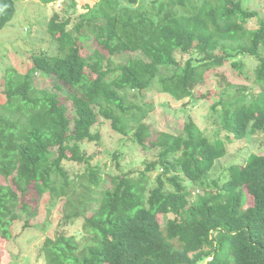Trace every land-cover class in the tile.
<instances>
[{"label": "trees", "instance_id": "16d2710c", "mask_svg": "<svg viewBox=\"0 0 264 264\" xmlns=\"http://www.w3.org/2000/svg\"><path fill=\"white\" fill-rule=\"evenodd\" d=\"M137 1L101 0L78 15L55 14L48 30L58 53L33 54L23 72L6 73V101L0 103L1 233L11 239L18 222L25 218L29 225L61 199L68 218H83L92 241L81 247L74 235L48 237L43 251L49 264H204L208 259L207 264H264V153L231 167L230 179L214 182L216 192L193 201L184 179L210 187L208 175L227 154L223 141L208 138L194 120L180 132L159 131L141 119L132 129L127 119L140 108L126 97L128 91L155 88L178 101L195 97L208 72L226 62L239 69L237 56H257L255 80L262 91L250 104L225 108L223 125L239 139L250 128L264 132V19L240 0H176L182 13L174 0L134 7ZM16 14V0H0V31ZM259 18V28L246 27ZM39 72L52 78L50 88L39 87ZM215 73L227 90L232 83ZM101 116L117 132L133 133L135 143L157 151L159 158L140 175H111L98 208L87 216L88 198L79 193L67 163L85 164L86 172L76 179L89 175V186L100 185L93 156L82 143L100 139L93 128ZM158 167L164 173L149 190L147 172ZM161 214L175 218L162 225Z\"/></svg>", "mask_w": 264, "mask_h": 264}, {"label": "rangeland", "instance_id": "374dc122", "mask_svg": "<svg viewBox=\"0 0 264 264\" xmlns=\"http://www.w3.org/2000/svg\"><path fill=\"white\" fill-rule=\"evenodd\" d=\"M99 1L101 0H16L17 14L14 20L0 31V103L6 101L4 91L7 83L6 73L9 70L16 69L23 72L31 65L33 54L54 56L58 53L57 41L48 30L52 17L55 14H59L61 18L78 15L87 11L86 6L97 7L96 4ZM174 1V9L182 13L179 4L176 0ZM193 1L201 2V0ZM240 1L243 2L245 8L258 11L264 19V0ZM73 2L77 3L76 6ZM152 2L153 0H138L134 7L142 3L150 7ZM126 4L128 0H122V5ZM261 18L249 21L246 27L250 30L259 28ZM236 60L242 62V68L234 69L231 62H226L218 70L208 72L206 83L196 90L195 97L178 101L170 94L161 93L156 88L142 93L135 91L126 93L127 101L140 108L134 115L130 114L127 119L132 129L141 119L156 130L180 132L184 123L194 120L208 138L223 141L227 154L216 162L208 175L207 182L210 187L203 189L195 186L188 179H184L193 201L205 192H216L218 188L214 182L217 181L219 185H223L230 179L231 167L245 164L253 154L264 153L263 131L255 133L250 128L247 136L239 139L223 125L225 108L236 106L239 101L250 104L262 91L261 85L255 80L259 58L252 55H239ZM118 62H123V59L118 58ZM171 69L173 72L175 67ZM241 69L243 72L240 71ZM215 72L224 75L227 81L232 83L227 90L222 91L219 83L220 77L216 76ZM36 79L39 87L50 88L52 86V78L40 72L36 74ZM221 98L223 102L230 101L232 104L224 106L223 102H219ZM62 100L65 101L66 98ZM213 104L217 105L215 110L212 109ZM71 115L74 116L75 113L71 111ZM93 133H98L100 139L85 141L82 143V148L88 155L93 156L92 165L101 178L100 185L89 186V175L82 180L76 179L77 174L83 175L86 172L85 164L67 163L72 177L75 178L76 183H79V193H85V198H88L87 216H91L98 208L101 192L110 185L111 175L120 172L140 175L141 172L146 171L148 164L159 158L157 151L146 150L140 144L135 143L132 139L133 133L127 136L117 132L111 121L102 116L93 128ZM116 154H120L119 160L115 157ZM163 173L161 167L147 172L149 190L157 186L156 179ZM82 182L88 186V189L81 187ZM168 187L173 188L170 185ZM64 209L61 199L48 204L40 212L39 217L30 220L29 225L26 224L25 218L18 222L13 229L11 239L3 237L0 229V264H49L48 257L43 251L48 237L74 235L81 247L90 245L91 235L84 231L83 218H68ZM174 218L173 214L159 215L162 225H166Z\"/></svg>", "mask_w": 264, "mask_h": 264}, {"label": "water", "instance_id": "95a60500", "mask_svg": "<svg viewBox=\"0 0 264 264\" xmlns=\"http://www.w3.org/2000/svg\"><path fill=\"white\" fill-rule=\"evenodd\" d=\"M207 263H208V260L204 264H207Z\"/></svg>", "mask_w": 264, "mask_h": 264}]
</instances>
